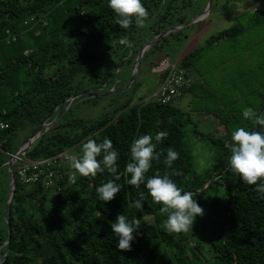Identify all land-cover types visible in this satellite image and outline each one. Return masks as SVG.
Wrapping results in <instances>:
<instances>
[{
  "label": "trees",
  "instance_id": "1",
  "mask_svg": "<svg viewBox=\"0 0 264 264\" xmlns=\"http://www.w3.org/2000/svg\"><path fill=\"white\" fill-rule=\"evenodd\" d=\"M142 3L149 12L144 26L133 23L125 30L114 23L107 0H0V124L6 125L0 128V165L19 147L18 131L26 132L23 144L38 126L50 123L75 94L90 89L101 93L113 85L121 88L130 75L119 79L120 68L132 71L139 50L133 48L134 42L151 39L163 31L171 35L174 28L185 26L196 17H187V10L194 13L201 8L199 0ZM235 29H227L218 37L228 38ZM175 32L181 34V30ZM124 36L130 42L127 47L117 43ZM160 40L145 52L141 64L155 50L163 51L157 45ZM179 41L177 38L174 42ZM197 53L187 54L180 64L193 62ZM147 61L151 71L161 60ZM142 83L136 77L132 87L121 95L136 91ZM171 104L144 100L132 103L128 97L95 120L73 118L68 107L20 158L36 161L61 154L78 158L80 146L88 138L101 142L107 137L120 154L118 165L123 172L133 139L167 131L168 137L158 144L157 151L166 155L172 147L179 152V158L171 168L165 167L163 156L154 159L146 175L159 171L183 191H200L195 199L203 215L196 217L188 234H168L163 228L166 214L147 194L143 212H137L133 201L138 198V191L146 193V189L143 185L140 189L128 185L127 175L119 181L122 189L116 197L102 202L96 187L112 178L106 170L94 178L82 177L69 165L56 191L45 190L40 183L22 185L18 179L19 163L14 162L15 190L8 213L9 227L3 218L8 173L6 167L0 168V264H264V196L254 191L255 185L244 184L229 170L230 153L225 145L231 140L227 123L222 125L219 114H213L226 135L209 140L216 148L215 163L204 175L196 174L183 129L190 122L182 121L181 111ZM254 126L251 122L247 129ZM194 134L200 140L209 139L197 130ZM69 175L75 179H69ZM204 195L208 200L201 199ZM118 213L140 220V235L130 250L115 247L118 237L112 234L110 223Z\"/></svg>",
  "mask_w": 264,
  "mask_h": 264
},
{
  "label": "rangeland",
  "instance_id": "2",
  "mask_svg": "<svg viewBox=\"0 0 264 264\" xmlns=\"http://www.w3.org/2000/svg\"><path fill=\"white\" fill-rule=\"evenodd\" d=\"M208 1L199 0L201 8L195 10L192 16L201 15L206 9ZM244 1L245 4L241 5L243 0H212L207 14L208 18L198 26H189L181 31L180 35H176L174 32L164 37V40L157 42V45H160L162 49H168L167 44H172L177 38L184 42L192 27L204 28L208 23L213 25L220 22L213 29H209L207 26V30L202 36L185 47L183 56L189 52L198 51L194 61L188 65H178L188 72L193 84L189 96H185L177 108L182 113L181 120L190 122L183 128L186 133L185 142L192 156L193 170L199 175L209 172L215 163L216 148L211 145L209 140L222 139L226 135L224 126L217 127L218 121L215 120L213 114H219L218 119L222 121V125L227 123V130L231 134L235 127L248 128L251 125V121H246L242 117L241 109L243 107L251 106L256 110H261L264 107V14H262L264 2L258 0L261 1L260 5H256L257 0ZM221 5L224 8L234 6L238 9L239 14L232 21L222 23L224 14L215 12L220 10ZM259 18L262 21L255 23ZM179 27L174 29L178 30ZM234 28L236 29L232 36L218 37L220 31ZM144 40L145 38L138 43L135 41L133 48L139 49ZM162 58L176 62L179 52L175 50L174 46L163 53L155 50L146 61L149 63L162 60ZM145 62L140 64L137 76V79L143 83L136 91L129 90L123 96L121 93L106 94L110 90L101 93L92 89L83 90L91 91L94 95L99 96H82L76 100L69 106L71 117L87 120L99 119L105 113L114 110L120 103L122 104L128 97L132 103H138L141 100L149 102L147 98L156 92L158 86L157 76L152 72L153 69L150 71ZM120 69L118 78L124 80L131 71L125 67ZM119 88L116 86L115 89V85H113L111 91ZM196 130L197 133L208 135L209 139L203 137L200 140L196 136L197 134H194ZM24 134L26 132H17L18 146L22 144ZM201 199L205 201L208 200V197L204 195ZM191 245L194 246L193 243Z\"/></svg>",
  "mask_w": 264,
  "mask_h": 264
},
{
  "label": "clouds",
  "instance_id": "3",
  "mask_svg": "<svg viewBox=\"0 0 264 264\" xmlns=\"http://www.w3.org/2000/svg\"><path fill=\"white\" fill-rule=\"evenodd\" d=\"M107 6L114 13V23L121 29L127 30L133 23L143 27L149 12L142 0H107ZM117 43L129 46L127 36L118 39ZM244 120L257 125V129L235 127L230 134V144H226L230 155L228 156L229 170L240 177L246 185H255L254 191L264 196V111L256 110L251 106L241 109ZM167 131H158L153 137L143 134L133 139L129 145V160L123 172L119 171V152L113 146L111 139L105 137L101 142L88 138L80 146L81 155L73 158L70 167L82 177H96L97 173L105 170L112 177L96 187L99 201L110 202L121 191L119 183L123 175H127V184L145 191H138L137 199L133 204L137 212H143L146 194L151 202L160 205L159 211L166 214L163 228L168 234H180L192 229L197 216L203 215V209L195 199V193L183 191L167 175L157 171L147 176L154 159L163 156V164L171 168L179 158V152L169 147L166 155L157 151L159 143L167 139ZM99 158V159H98ZM75 179V177H73ZM140 220L137 217L118 213L115 221L110 223L114 237H118L115 247L119 250H130L131 243L140 235Z\"/></svg>",
  "mask_w": 264,
  "mask_h": 264
},
{
  "label": "built area",
  "instance_id": "4",
  "mask_svg": "<svg viewBox=\"0 0 264 264\" xmlns=\"http://www.w3.org/2000/svg\"><path fill=\"white\" fill-rule=\"evenodd\" d=\"M154 73L160 75L159 86L154 94L146 100L160 105H168L180 99L192 86L188 72L178 66L176 62L162 61L154 68ZM6 125L0 124V128ZM17 155L14 162H18V179L22 185L40 183L45 190L56 188L66 176V167L73 157L61 154L57 157L26 161ZM72 179V175H69Z\"/></svg>",
  "mask_w": 264,
  "mask_h": 264
},
{
  "label": "water",
  "instance_id": "5",
  "mask_svg": "<svg viewBox=\"0 0 264 264\" xmlns=\"http://www.w3.org/2000/svg\"><path fill=\"white\" fill-rule=\"evenodd\" d=\"M211 1L212 0L208 1L206 9L204 10V12H203V14L201 16L194 18L193 20L188 22V24H186L184 27H187L190 24H193V23H195L197 21H200L205 16V14L209 12L210 6H211ZM175 31L176 30H172V32H175ZM168 35H169L168 31H163L158 36H155V37H153L151 39H145L143 41V43L141 44V46H140V48H139V50H138V52L136 54V58H135V61L133 63V68H132V71L130 73V78L127 81V83L124 86H122L121 88H119V89H117L115 91H111L110 90V92L106 93V94H112V93H116L117 94V93H120V92H122V91H124L126 89L131 88L132 83L135 81V79H136V77L138 75L139 67H140V64H141V59H142L143 55L145 54V52H147V50L149 48H151V46L156 41H158V40H160V39H162V38H164V37H166ZM82 96L96 97V96H99V95H94L91 91H82V92H79V93L75 94L71 98H69L67 100V103H66L65 107L62 109V111L59 112L57 114V116L50 123L44 122L40 126H38L36 128V130L30 135V137L23 144H21L14 151V153L12 155H10L9 159L7 160V162H5L4 164L0 165V168L6 167L7 173H8V180H9V191H8L7 199H6V209L3 212V218H5L8 227H9V223H8V215L9 214L8 213H9V208H10V205H11V199L13 197L14 190H15L14 175H13V163H14L15 157H17V155H19V154L25 153L28 150V148L30 147V145L33 143L34 139L38 138L40 136L41 132L47 130L50 126H52L59 119V117L68 109V107L70 106L72 101H74L75 99H77L79 97H82ZM55 111H56V109L50 114L48 119H50L54 115ZM261 111H264V107L261 109ZM256 128H257V125H255L253 129H256ZM228 168L226 170H228ZM220 176H221V174L219 176L215 177L214 179H211L205 185V187L203 188L202 191L206 190L211 185V183L215 179L219 178ZM191 192H194L195 195L200 193V191H191ZM187 234H188V231H187ZM194 248L197 251L196 247H194Z\"/></svg>",
  "mask_w": 264,
  "mask_h": 264
},
{
  "label": "crops",
  "instance_id": "6",
  "mask_svg": "<svg viewBox=\"0 0 264 264\" xmlns=\"http://www.w3.org/2000/svg\"><path fill=\"white\" fill-rule=\"evenodd\" d=\"M263 2H264V0H262ZM260 2L261 1H258L257 0V3H256V5H260ZM245 4V1L243 0V2H241V5H244ZM253 5H255V4H253ZM205 8V6H203V9ZM187 12V14H186V16L187 17H191V18H193V16H192V13L193 12H190L189 10H187L186 11ZM216 12V14H219V13H221V14H224V18H223V20H222V23H227V22H230V21H232L238 14H239V12H238V9L237 8H235L234 6H231V7H228V8H224L223 7V5H221V7H220V10L219 11H215ZM203 14V13H202ZM201 14V15H202ZM208 13H206L205 14V16H204V18H202L200 21H198V22H195V23H193V24H190L189 26H198L203 20H205L206 18H208V15H207ZM229 14V15H228ZM262 14H264V12L262 13ZM201 15H198V16H201ZM198 16H196V17H198ZM195 17V18H196ZM261 18V17H260ZM260 18H259V20H256L255 21V23H259V22H261L262 20H260ZM263 20H264V15H263ZM220 22L218 21V22H216V23H214L213 25H210L209 23L208 24H206V26L204 27V28H194V27H192L191 29H190V34L187 36L186 35V37H185V39H184V42H183V40H181V41H179V42H174V44L172 43V44H169L168 45V49H163V51H169L170 49H171V47L172 46H174L175 48H177L176 49V51L177 52H179V58L176 60V63H178V65L180 64V62H181V60H182V58L184 57L183 55H182V53L184 52V50H185V47L187 46V45H189V44H191V43H193V41L195 40V39H198L200 36H202V34L204 33V31H206L207 30V26H209L208 28L209 29H213L217 24H219ZM189 26H187V27H184V26H182V27H180V28H178V30H181V31H183L184 29H186V28H189ZM205 29V30H204ZM225 30H227V29H225ZM225 30H222V31H220L219 33H221V32H223V31H225ZM146 39V38H145ZM177 47H176V46ZM171 46V47H170ZM195 49V48H194ZM163 51H162V53H163ZM189 53H191V52H189ZM189 53H187V54H189ZM186 54V55H187ZM185 55V56H186ZM165 60H167V59H163L162 58V60L159 62V63H161L162 61H165ZM168 61V60H167ZM169 62H172V61H169ZM173 62H175V61H173ZM152 72L154 73V68H153V70H152ZM156 76H157V86H159V82H160V75L159 74H156V73H154ZM190 76V75H189ZM190 78H191V76H190ZM158 88V87H157ZM192 88H193V84H192V87L190 88V90L188 91V92H186L180 99H178V100H175L171 105H173V106H178V104L179 103H181V100L185 97V96H189V94H190V92H191V90H192ZM149 98V97H148ZM216 120V119H215ZM217 127L219 128V127H221V125H219V123H218V125H217Z\"/></svg>",
  "mask_w": 264,
  "mask_h": 264
}]
</instances>
